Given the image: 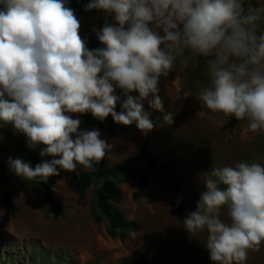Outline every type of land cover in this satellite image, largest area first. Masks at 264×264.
Masks as SVG:
<instances>
[{
  "label": "clouds",
  "instance_id": "obj_1",
  "mask_svg": "<svg viewBox=\"0 0 264 264\" xmlns=\"http://www.w3.org/2000/svg\"><path fill=\"white\" fill-rule=\"evenodd\" d=\"M83 10L104 14L91 29L101 47L88 48L69 0H0V122L42 158L33 167L9 156L17 177L47 182L101 162L112 145L99 129H81L79 116H111L147 135L155 127L147 102L173 124L160 81L194 58L204 59L208 80L197 101L264 133V8L251 0H88ZM202 174L204 191L183 228L207 234L213 264H245L264 244V164Z\"/></svg>",
  "mask_w": 264,
  "mask_h": 264
},
{
  "label": "rangeland",
  "instance_id": "obj_2",
  "mask_svg": "<svg viewBox=\"0 0 264 264\" xmlns=\"http://www.w3.org/2000/svg\"><path fill=\"white\" fill-rule=\"evenodd\" d=\"M80 1L88 3V0ZM251 4L264 8V0H251ZM75 13L81 21V35L86 40L95 36L91 31L94 26L100 28L104 23L103 13H89L83 9ZM207 83L203 58H194L187 66H175L160 81L165 111L173 114L174 123L167 124L160 112L148 109L155 127L147 135L133 129L125 137L116 139L100 131L101 138L112 145L108 150L110 164L136 155L146 139L151 155L161 160L167 159L170 150L175 155L203 156L208 152L206 146L232 149L246 156L255 153L246 159L247 162L263 157L264 133L250 131L246 121H238L233 129L228 128L231 116L212 113L197 101V93ZM145 107H148L147 102ZM73 118H77L76 114ZM16 147H19L17 158L30 162L33 167L41 162L39 149H28L23 134L17 135L11 125L0 122V164L8 162L9 156L13 157ZM81 170L85 169L77 166L75 171H61L59 176H51L41 183L22 180L9 167L0 170V181L5 179L19 206V213L11 215L0 202V222L5 221L7 225L0 229V264H121L123 257H134L139 251L149 254V242L156 230L173 228L169 220L156 222L151 216L154 204L146 197L134 198L138 179L121 177L118 184L124 198L117 206L129 221H138L141 229L123 238L111 237L105 221L95 222L98 214L95 189L101 181L95 180L84 194H78L76 178ZM42 183L51 187L58 204L67 206L63 212H55L45 203ZM150 189L155 196L171 192L161 180H153Z\"/></svg>",
  "mask_w": 264,
  "mask_h": 264
},
{
  "label": "trees",
  "instance_id": "obj_3",
  "mask_svg": "<svg viewBox=\"0 0 264 264\" xmlns=\"http://www.w3.org/2000/svg\"><path fill=\"white\" fill-rule=\"evenodd\" d=\"M83 1L70 0L69 7L74 10L83 9ZM89 13H98L97 10H92ZM102 13V12H100ZM89 49L101 47L96 36L92 35L87 39ZM148 110V107H145ZM117 111H120L119 105ZM81 129L97 128L110 138L120 139L128 135L133 129H137L135 125L124 126L113 121L112 117H107L103 122L96 120L92 115L86 114L81 118ZM238 123L234 116H231L227 123V127L233 129ZM138 130V129H137ZM25 146V145H23ZM42 147V146H41ZM19 147H16L13 158H17ZM37 163H35L36 165ZM81 168L83 166L77 165ZM175 166L173 159L161 160L157 155H151L149 149V141L146 139L141 146L140 151L133 156L127 157L119 163L110 164L109 152L99 163L93 165L91 169L81 170L76 178L77 193L84 194L95 180L101 181L100 185L95 189V209L98 214L95 216V222L101 223L105 221L108 227V234L111 237H124L127 233L138 232L141 229V224L138 221H129L123 211L117 206L123 201L124 193L118 184V179L121 177L138 179L139 184L134 192V198L146 197L150 204L157 201V197L150 189L152 180H161L166 183L172 191L170 200L171 207L176 218L183 223V219L189 208L199 200L200 194L204 189H200L190 196L183 195L181 186L176 178L175 172L172 169ZM8 166V162L0 164V170ZM44 186V201L55 212H63L67 206L58 204L54 199L51 187L42 183ZM179 201V204H177ZM0 202L4 210L16 215L19 213V206L15 201L13 194L5 182V179L0 181ZM6 222H0V229L6 228ZM121 264H151L149 256L139 251L134 257H123Z\"/></svg>",
  "mask_w": 264,
  "mask_h": 264
},
{
  "label": "crops",
  "instance_id": "obj_4",
  "mask_svg": "<svg viewBox=\"0 0 264 264\" xmlns=\"http://www.w3.org/2000/svg\"><path fill=\"white\" fill-rule=\"evenodd\" d=\"M208 151L203 156L175 155L171 150L166 160L173 159L175 166L172 172H175L176 178L181 186L184 196L188 197L192 193L203 188V172L210 167L235 166L237 162L246 161L252 155L246 156L232 149H218L214 146H206ZM252 162L264 164V156ZM157 180V179H156ZM153 180L150 182V187ZM139 181L135 182L138 188ZM172 191L164 195L156 193L157 201L151 209V216L156 222L169 220L173 228L158 229L149 242L150 252L147 254L151 264H213L209 258V253L204 246L206 233H199L196 236H190L183 228L171 207L170 200ZM197 203V202H196ZM196 203L189 208V212L194 211ZM227 219L226 213L222 217ZM245 264H264V244L261 245L259 252L249 250Z\"/></svg>",
  "mask_w": 264,
  "mask_h": 264
}]
</instances>
